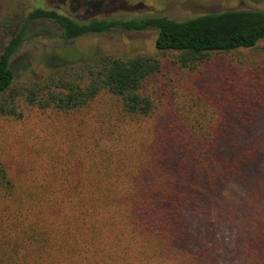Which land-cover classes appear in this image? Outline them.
<instances>
[{
	"label": "trees",
	"instance_id": "1",
	"mask_svg": "<svg viewBox=\"0 0 264 264\" xmlns=\"http://www.w3.org/2000/svg\"><path fill=\"white\" fill-rule=\"evenodd\" d=\"M35 31L61 46L43 54L48 75L18 80L15 58ZM148 31L158 56L56 54L88 36ZM263 40L264 12L252 9L184 20L28 12L0 52V264H204L186 224L216 190L258 173L264 135L232 98L217 107L174 85L163 60L196 73Z\"/></svg>",
	"mask_w": 264,
	"mask_h": 264
},
{
	"label": "rangeland",
	"instance_id": "2",
	"mask_svg": "<svg viewBox=\"0 0 264 264\" xmlns=\"http://www.w3.org/2000/svg\"><path fill=\"white\" fill-rule=\"evenodd\" d=\"M36 7L56 9L77 19L158 15L184 20L233 9L264 12V0H104L94 4L74 0H0V52L21 28L24 16ZM34 35L35 38L29 39L15 58L13 69L18 80L48 75L51 65L43 54L61 46L55 36H45L38 31ZM156 38L155 31L88 36L70 43L77 47L76 50L70 47L56 54L70 59L82 53L93 55L98 52L158 56ZM163 61L164 74L174 85L179 83L181 87H187L190 93L200 95L217 107H221L220 103L227 97L232 98L229 103L238 111L253 115L256 120L253 130L264 135V40L255 50H242L232 56L217 58L196 73L183 75L167 58ZM245 79L248 80L246 89L239 90V83ZM241 101L244 103L240 104ZM47 121L57 122L44 119ZM60 125L71 124L60 120ZM8 128L14 135L26 134L25 129ZM59 143L63 144L62 139ZM21 146L12 153L18 168L25 166L19 150ZM261 163L257 174L250 173V178L216 190L210 204L202 207L193 223L186 224L192 231L191 242L197 253L203 254L204 264H264V157Z\"/></svg>",
	"mask_w": 264,
	"mask_h": 264
}]
</instances>
